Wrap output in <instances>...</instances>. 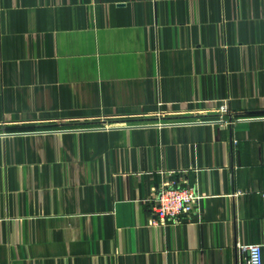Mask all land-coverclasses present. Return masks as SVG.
<instances>
[{
  "label": "crops",
  "instance_id": "0c3cea01",
  "mask_svg": "<svg viewBox=\"0 0 264 264\" xmlns=\"http://www.w3.org/2000/svg\"><path fill=\"white\" fill-rule=\"evenodd\" d=\"M170 181L201 217L152 226ZM239 243L264 259V0H0V264H243Z\"/></svg>",
  "mask_w": 264,
  "mask_h": 264
},
{
  "label": "built area",
  "instance_id": "2783aa9c",
  "mask_svg": "<svg viewBox=\"0 0 264 264\" xmlns=\"http://www.w3.org/2000/svg\"><path fill=\"white\" fill-rule=\"evenodd\" d=\"M220 123H227L226 116H231L227 103L217 109ZM232 118V117H231ZM239 191L237 194H242ZM196 187L176 181L165 182L152 188L150 199V224L160 227L167 224H179L191 215L201 217L199 202L202 199ZM239 249L245 253L243 264H264L263 246L258 243H239Z\"/></svg>",
  "mask_w": 264,
  "mask_h": 264
}]
</instances>
